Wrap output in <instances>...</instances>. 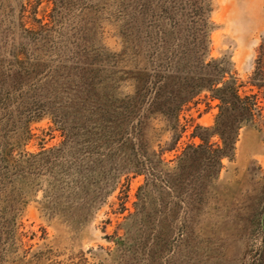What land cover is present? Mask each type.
<instances>
[{
    "label": "rangeland",
    "instance_id": "1",
    "mask_svg": "<svg viewBox=\"0 0 264 264\" xmlns=\"http://www.w3.org/2000/svg\"><path fill=\"white\" fill-rule=\"evenodd\" d=\"M87 1L53 13L51 0H0V73L21 69L13 52L35 73L11 91L9 108L0 105V264H264V88L250 86L264 71V0H208L206 61L229 63L241 93L257 94L262 111L240 131L218 177L190 199L179 193L185 187L164 184L139 193L145 176L133 161L160 156L158 170L171 172L199 144L196 128L214 125L218 102L202 93L181 109L177 132L158 115L136 142L134 124L93 125L92 101L75 105L91 81L75 71L77 55L114 56L102 87L117 103L158 60L147 31L137 51L127 43L138 0H121L118 11ZM78 31L88 33L79 40ZM29 117L37 119L26 124Z\"/></svg>",
    "mask_w": 264,
    "mask_h": 264
},
{
    "label": "trees",
    "instance_id": "2",
    "mask_svg": "<svg viewBox=\"0 0 264 264\" xmlns=\"http://www.w3.org/2000/svg\"><path fill=\"white\" fill-rule=\"evenodd\" d=\"M51 2L54 6L53 13H56L63 8L85 5L89 1ZM120 2L121 0H106V8L116 7L118 11L122 7ZM210 6L208 0L137 1V7L129 17L127 43L132 46L131 50L137 51L136 46L139 47L140 43L134 44L147 31L149 40L155 42L154 54L158 63L152 74L145 73L139 79L133 94L126 96L119 103L110 102L109 93L102 87L105 75L114 66L111 63L114 56L96 50L91 60L84 61L83 56L77 55L75 71L81 74V80L85 74H90L88 78L91 81L80 87L85 89L79 94L75 102L78 104L75 105L80 106L90 99L93 103L90 122L104 126L100 128L101 131L106 130L107 124L113 125L114 122L134 124L129 130L130 135H133L130 142L133 139L138 141L143 136L149 120L158 115L165 117L170 123V128L177 132L181 109L202 93H208L211 101L218 102L214 125L208 129L196 128L193 138L198 139L199 144L187 146L176 158V165L171 172L158 170L163 164L160 156H157V161L149 158L143 162L133 161L134 173L145 176V184L139 188V193L149 186L164 184L174 190L177 186L185 187V191L179 193L181 196L187 195L189 199L192 196H201L206 185L218 177L222 161L233 157L240 131L253 125L261 117L262 109L258 95L252 92L247 95L241 93L244 86L232 72L231 65L224 59L206 61L211 31ZM58 15L55 14V21ZM109 15L114 16L112 13ZM148 19L152 21L146 23ZM87 33L78 31L76 35L81 40ZM28 38L24 37V40L27 41ZM47 38L45 35L42 41ZM28 47L30 48L29 44H21L19 52L24 55L28 52ZM13 57L14 67L21 69L17 71L16 68L6 74L0 73V105L4 109L10 107L8 102L11 91H18L20 88H17V85L35 74L34 69L30 72L28 68L21 66L14 52ZM37 67L38 63L33 65V68ZM251 82L250 86L258 91L264 88V71L257 69ZM23 104L25 103L20 105ZM34 119L37 117H29L26 124ZM107 130L111 129L107 127ZM213 138H217V142H211ZM5 161V155L0 153V164ZM0 177L3 178L1 173Z\"/></svg>",
    "mask_w": 264,
    "mask_h": 264
}]
</instances>
